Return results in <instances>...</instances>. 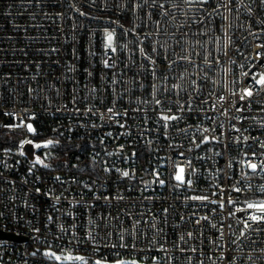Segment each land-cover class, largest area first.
Returning <instances> with one entry per match:
<instances>
[{"label":"built area","instance_id":"built-area-1","mask_svg":"<svg viewBox=\"0 0 264 264\" xmlns=\"http://www.w3.org/2000/svg\"><path fill=\"white\" fill-rule=\"evenodd\" d=\"M262 75L264 0H0V264H264Z\"/></svg>","mask_w":264,"mask_h":264},{"label":"snow or ice","instance_id":"snow-or-ice-1","mask_svg":"<svg viewBox=\"0 0 264 264\" xmlns=\"http://www.w3.org/2000/svg\"><path fill=\"white\" fill-rule=\"evenodd\" d=\"M113 35L112 33H108L107 34V37H106V48L109 49L111 52H116V48L113 46ZM105 67H109V62L107 60H105ZM256 84L260 85L261 87H264V75L260 76L259 79L256 80ZM253 96V92L251 89H245L244 90V94L240 97L242 100L245 99V97H252ZM161 103V101L159 99L156 100V104L159 105ZM109 111H111V109H109ZM163 120L165 121H169V120H176V119H179V117H176V116H163L162 117ZM27 130L29 132H34L35 130L33 129L32 125L31 124H28L27 126ZM165 127H167V124L165 125ZM207 131V130H205ZM202 142H209V138L208 137H204L203 141ZM23 143H31V141H25V142H22L21 144V147H23ZM55 142L53 140H47L46 142H44L43 144H36L35 147L36 148H41V147H44V148H48L50 146H52ZM262 147H264V145H262ZM21 155H23V153H21ZM181 155H183L181 153ZM253 155H255V153H253ZM35 163L36 164H41L43 165L44 164V161L41 160L39 157L36 158L35 160ZM45 167H47V165H44ZM186 167L190 168V172H189V175H195L196 174V169L195 168H191V161L188 160L186 164H175L174 165V175H173V179L177 182L178 185H187V186H191L193 181L188 178L186 179V175H185V172H186ZM247 167L252 171V172H256L258 170H264V162H261V164H257V163H253L251 161H248L247 163ZM122 175L124 177H128L130 175L129 172L125 171L122 173ZM156 177H157V180L158 182L163 185L165 182L164 180L162 179H159V172H156L155 173ZM59 179V178H57ZM234 191H241L240 188H233ZM192 199L194 200H204V199H207V197H202V196H193ZM231 202V201H230ZM249 208H257L261 213H264V202L260 203V204H249L248 205ZM251 219L253 221H260V220H264V215H262L261 217H257V216H252ZM245 227H248L247 224H245ZM190 235V234H189ZM47 255H51V256H54V258L56 260H61V257L60 256H57L55 255V253H46ZM65 259L67 260H80V261H83V257H80V256H76V257H72V256H67L65 257ZM96 264H100L99 261L96 262ZM117 264H123V262H120L118 261Z\"/></svg>","mask_w":264,"mask_h":264},{"label":"rangeland","instance_id":"rangeland-1","mask_svg":"<svg viewBox=\"0 0 264 264\" xmlns=\"http://www.w3.org/2000/svg\"><path fill=\"white\" fill-rule=\"evenodd\" d=\"M52 253H55V255L57 256H63V257H67V256H72L71 254H66V255H61L59 254L58 252H52ZM120 261V262H123V264H148V263H143V262H138V261H134V260H125V259H122V260H116V261H111L109 262L108 264H117V262Z\"/></svg>","mask_w":264,"mask_h":264},{"label":"trees","instance_id":"trees-1","mask_svg":"<svg viewBox=\"0 0 264 264\" xmlns=\"http://www.w3.org/2000/svg\"><path fill=\"white\" fill-rule=\"evenodd\" d=\"M15 139H17L15 136L4 134L2 136V144L4 146H8V145L12 144L13 142H15Z\"/></svg>","mask_w":264,"mask_h":264},{"label":"water","instance_id":"water-1","mask_svg":"<svg viewBox=\"0 0 264 264\" xmlns=\"http://www.w3.org/2000/svg\"><path fill=\"white\" fill-rule=\"evenodd\" d=\"M0 236H1V237H4V238H6V239H9V240H16L15 237L10 236V235H1V234H0Z\"/></svg>","mask_w":264,"mask_h":264}]
</instances>
